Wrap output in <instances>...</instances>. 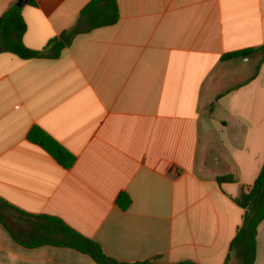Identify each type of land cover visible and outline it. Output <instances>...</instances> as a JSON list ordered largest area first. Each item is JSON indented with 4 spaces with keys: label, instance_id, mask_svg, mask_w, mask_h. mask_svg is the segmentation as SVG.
Wrapping results in <instances>:
<instances>
[{
    "label": "crops",
    "instance_id": "0c3cea01",
    "mask_svg": "<svg viewBox=\"0 0 264 264\" xmlns=\"http://www.w3.org/2000/svg\"><path fill=\"white\" fill-rule=\"evenodd\" d=\"M17 1L0 0V17ZM28 1L27 47L85 32L58 58L0 52V199L59 218L121 262L224 264L245 214L235 199L264 165V61L222 57L264 47V0H116L118 22L92 30L81 17L91 0ZM34 127L70 167L29 140ZM0 210V264H98L23 245L8 227L33 243L47 222ZM253 264H264V220Z\"/></svg>",
    "mask_w": 264,
    "mask_h": 264
},
{
    "label": "trees",
    "instance_id": "16d2710c",
    "mask_svg": "<svg viewBox=\"0 0 264 264\" xmlns=\"http://www.w3.org/2000/svg\"><path fill=\"white\" fill-rule=\"evenodd\" d=\"M28 3L34 4L32 0H29ZM81 17L86 18L88 30L114 25L119 20V7L117 1L91 0L81 11ZM26 30L27 24L22 16V7H19L16 2L0 17V52H8L24 60L40 57L58 58L77 34L85 32V30L77 26L51 39L44 50H34L27 47L23 42V36ZM257 52H262L264 61V47L256 49L249 48L229 53L224 55L222 60L248 57ZM28 138L32 143L43 147L64 167H70L73 164L74 156L42 129L38 127L32 128ZM231 180L232 178L230 176L218 179L219 182ZM118 202L121 207L127 208L131 200L127 195L121 194L118 198ZM235 202L239 207L245 210V214L243 224L230 244L229 254L224 264H253L256 259V236L258 226L264 220V165L253 187L248 192H244L238 196ZM1 204L14 209L20 215L42 221L45 220L47 222L48 227L46 235L43 239L33 243L21 242L10 227L7 226L15 240L27 247L39 246L44 243L69 247L89 255L98 264H152L150 261L132 263L121 262L107 255L97 242L69 228L59 218L26 214L0 199V206ZM0 222L4 223L1 216ZM51 226L57 229V235H54L52 231L54 228H49ZM181 264L196 263L188 261Z\"/></svg>",
    "mask_w": 264,
    "mask_h": 264
},
{
    "label": "water",
    "instance_id": "95a60500",
    "mask_svg": "<svg viewBox=\"0 0 264 264\" xmlns=\"http://www.w3.org/2000/svg\"><path fill=\"white\" fill-rule=\"evenodd\" d=\"M28 0H18L17 1V5L19 7H23L26 3H27Z\"/></svg>",
    "mask_w": 264,
    "mask_h": 264
},
{
    "label": "rangeland",
    "instance_id": "374dc122",
    "mask_svg": "<svg viewBox=\"0 0 264 264\" xmlns=\"http://www.w3.org/2000/svg\"><path fill=\"white\" fill-rule=\"evenodd\" d=\"M260 62V59L259 60H257V62L256 63H254V68L258 65V63ZM254 71V70H253Z\"/></svg>",
    "mask_w": 264,
    "mask_h": 264
}]
</instances>
